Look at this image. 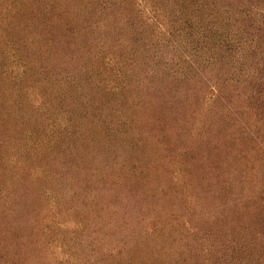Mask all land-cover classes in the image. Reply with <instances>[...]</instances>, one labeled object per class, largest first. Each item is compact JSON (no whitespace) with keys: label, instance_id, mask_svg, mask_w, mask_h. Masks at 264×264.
<instances>
[{"label":"trees","instance_id":"trees-1","mask_svg":"<svg viewBox=\"0 0 264 264\" xmlns=\"http://www.w3.org/2000/svg\"><path fill=\"white\" fill-rule=\"evenodd\" d=\"M1 1L0 78L7 76L2 79L7 80V85L20 89L35 79V72L22 80L8 72V68L15 69L14 62L25 57L31 58V69H36L32 60L36 55L22 46L24 40L31 42L29 38L43 37L46 44L52 42L49 53L57 54L54 62H64L63 69L77 60V67L85 65L91 70V76L71 85L76 91L75 99L84 102L74 115L76 105L67 111L69 123L52 143L56 145L53 148L64 147L66 153L80 150L86 172L82 178L72 179L73 191L69 192V184L64 185L69 196L60 200L61 208L67 206L77 213L74 218H84L89 203L81 201L85 192L98 190L108 181L107 195H112L115 189L111 186L116 187L118 180L135 183L127 198L139 203L137 212L135 203L133 213L128 212L134 221L132 229L124 233L118 226L111 232L108 240L119 249L105 255L103 264H264V0H147L153 16L146 14L144 19L139 0H26L24 10L18 9L22 0ZM22 10L24 16L20 18ZM6 24L20 30L11 31ZM163 26L169 28L171 38L160 53L170 57V64L189 56L198 59L197 69L192 68L195 72L189 74L191 84L184 87V92L176 89L171 92L173 97L163 95L161 101L154 97L138 104L142 121L136 118L132 123V135L126 136L129 148L124 151L127 162L116 171L105 160L109 158L105 154L108 148L96 147L101 135L93 128L89 133L92 114L86 105L97 96L95 91L102 89L99 83L106 93L122 89L120 101L125 104L126 95L122 94L137 91L145 80L144 71L139 82L129 73H134L137 65V71L150 68L160 54L148 52L147 46L157 38L147 27L161 31ZM113 28L115 37L105 38ZM87 35L93 36L92 43L84 48L86 43L81 45V41ZM108 43L111 51L98 46ZM40 48L46 51L43 43ZM70 48L81 51L80 56L74 58ZM108 51L120 56L111 59ZM98 73L110 81L94 79ZM116 78L119 85L114 82ZM145 83L141 92L155 88ZM100 101H104L103 97ZM0 144L3 147L4 141ZM86 147L90 151L84 153ZM203 155L216 157L215 169L206 166ZM145 159L147 171L132 173ZM102 172L113 177L103 180ZM23 176L24 170L18 173V179L29 196L36 193L35 187L44 189L35 179L26 185ZM146 178L150 181L146 182ZM15 187L19 189L16 183ZM19 193H10L16 195L10 198L12 203L22 199V206L27 207L33 202ZM148 194L152 197L148 198ZM142 195L147 199L136 198ZM99 196L100 202L104 201L105 193ZM100 202H95L93 212L101 208L97 204ZM32 209L42 210L40 204ZM146 211L156 212L152 222H143L141 215ZM5 212L0 206V244L9 248L6 252L0 250V264H45L38 260L40 251L35 241L26 242L24 238L34 233L27 226L18 230L17 242L10 240L9 245H4L7 235L14 233L4 223L7 220L3 221ZM37 218L38 215L33 218V224ZM139 225L144 228L143 236H135ZM102 235L90 237L92 244L96 245V238Z\"/></svg>","mask_w":264,"mask_h":264},{"label":"rangeland","instance_id":"rangeland-1","mask_svg":"<svg viewBox=\"0 0 264 264\" xmlns=\"http://www.w3.org/2000/svg\"><path fill=\"white\" fill-rule=\"evenodd\" d=\"M146 2L147 0H139V5L144 7L143 14L140 15L143 19L146 18V14L150 17L153 16V8H151V5ZM0 3H2L1 0ZM98 3L100 4V1H98ZM21 4L22 5H20L18 9L24 10L25 6L28 5V2L22 0ZM8 8L10 7L8 6ZM23 10L18 15L20 18H22V15L24 16ZM36 14L38 16V13ZM32 15L34 16V14ZM3 17L5 16L3 15ZM0 21L3 22L2 19ZM12 24H10V26L6 24L5 26L11 31L14 29L15 31L20 30L17 27L13 28ZM147 28L150 31H153L151 33L155 34L157 38L156 41L153 40L152 43L147 46L149 47L148 52L156 56L157 53L159 54L160 51H163L160 49L163 48L164 45L170 44L168 43V40L171 36L168 35L169 30H167L169 28L166 26L160 27L161 31L156 27ZM114 29L115 28H113L111 33L106 34L105 38H108L109 36L114 38ZM92 37V35H87L83 40L81 39V45L84 42L86 43L84 48L86 46H91ZM29 39L31 42L24 40L22 46L31 50L33 52L32 55H36V57H32V60H35L33 66H35L36 69H31L32 65L28 60L30 57H25L26 59L23 61L18 60L17 62H14V64H16L15 69L8 68V72L9 74H13V76H17L20 80L28 79L31 73L35 72L36 75L35 79L32 80L33 82H26V85L18 89L19 87L12 88L7 85V80H2L7 76L0 78V143L4 141L3 147L0 146V199H3V201H0V206L4 207L6 210V215L4 216L3 221L4 219L7 221L4 223H7L10 226L11 231H14L12 236L7 235L8 237L5 238L6 241H4V245L7 243V245H9L8 241L10 240L17 242L18 230L21 226L23 228L27 226L28 230H33L34 233L31 237L24 238L26 239V242L31 240L35 241V244L40 251V256L38 257L40 262H44L45 264H103V262H105V255L109 252H114L113 250H117L118 248L114 243L111 244L108 240L110 239L111 232H113V230L115 231L116 228H119L118 226L121 227L119 230L124 233L132 229L131 225L134 221H132L133 218L131 219L132 216L128 215V212L130 210L133 213L132 205L135 206L136 203L135 200L129 201L127 198H130L129 194L135 183L129 182L124 184L123 179L118 180L119 183L116 187L111 186V188L115 189L112 195H107L110 190L105 186L111 183L108 181H105V184H101V187L98 190L96 189L85 192L81 201L83 202V200H87L89 203L84 209V218H74V215L77 213L67 206L66 209L65 207L61 208L60 200L62 198L68 199L69 196L65 191L66 189L64 185L69 184V192H71V190L73 191L71 187H74L75 185L72 183V179L77 177L82 178L86 175V172L82 169L84 161L82 162L79 158L80 150L66 153V150L63 149L64 147H62L61 150L60 147L53 148L56 145H53L52 143H55L57 137H61L60 135L64 133H61V129L69 123V115L67 114V111L71 110L73 105H76L77 108L71 114L74 115L76 111H78V108L81 109V104L84 102L75 99L76 91L71 88V85L79 78L86 79L88 75L91 76V70L87 69L85 65L82 66V69L80 66L77 67V60L73 61L75 65H72L71 67L67 65L68 69H63L61 64L64 62L61 60L59 62H54L57 54L49 53L52 42L46 44L45 40H42L43 37ZM104 41L107 40L104 39ZM41 43L45 45V52H42L43 50L40 48ZM98 46L104 47V49L106 47L111 51L109 43L108 45ZM69 51L70 53L73 52L72 54L74 55L72 56H74V58L75 56L78 58L81 53V51L80 53L78 51H73L72 48H70ZM110 51H108V53H111ZM77 52L79 54H77ZM114 52L115 54L111 53L112 55H110L111 59L120 56V53H116V51ZM156 58L157 59L150 64V68L148 69H143V67H141V71H137L136 69L139 68V65H137V67L133 65L135 67L133 68L136 70L134 71L133 69L135 74H130V70L128 71L129 76H135L138 82L141 81V75H144L145 72V80L142 83H139L140 85L137 91L131 90L132 93L128 92V94H122L126 95L125 101H123L125 104H122L120 101L122 98L120 94L123 92L122 89L119 88L115 89L113 93H106L105 91H102L104 88L102 84L99 83V87H102V89L95 91V95L97 96H95V99L93 98V101L86 105L87 108L91 110L92 114L89 123V133H91L93 128L97 135H101V138L97 139L98 144L96 147H104L105 145V150L108 148L105 154H109V158L105 159L103 155L100 157L109 161V163L115 167V170L120 167L122 163L127 162L125 152H127L129 148V140H126V136L132 135L130 129L132 128V123L135 122L136 118L137 121L138 118L142 121L140 117L141 115L138 112V104L140 102L149 101L154 97H157L161 101L163 95L164 98L165 96H169V98L173 97L174 95L171 92L176 89H182L181 92H184V87L191 84L188 79L189 74H194L195 72L192 68L194 70L197 69L196 62H198V59H194L191 56L187 59L184 57L182 60L174 59L173 61L176 62L175 64H170V57L166 56V54L162 55L160 53ZM237 62L239 63L238 60ZM22 65L23 67H21ZM73 69H76L77 71H73ZM27 71L28 74H26ZM42 74H45L46 76L44 77ZM100 74L101 73H98L94 79L100 80L103 78ZM118 78L120 79L121 77ZM103 79L106 81L108 80L107 82L110 81L107 77ZM114 82L119 85V80L117 78L114 79ZM145 82H150L152 87L155 86V88H153V90L149 89L150 91L145 89V92H141L144 90L143 88H145ZM102 97L104 100L103 102L100 101ZM128 97L130 99H128ZM156 109L157 108L155 107L151 109V111ZM146 114L148 113L145 112V116L147 117ZM142 118L144 117L142 116ZM172 119H174V117ZM11 127H19V129L11 130ZM59 130L60 132H58ZM89 133H87V136ZM121 138L124 139L122 142ZM86 140V142L89 141L88 137ZM13 146L16 149H13ZM86 150L87 151L84 153L90 151L87 147ZM13 156H16V158L19 157V159L16 160ZM208 157L204 156L206 166L215 169L213 163L216 161V157ZM131 165L133 166L134 164L131 163ZM143 169L146 171L148 169L146 159L144 163H141V167L136 166L132 173L139 175L140 171ZM23 170L25 171L26 176H23L25 179L22 178V182L25 184L27 183L26 185H28L30 184L29 181L31 182L35 179L38 181V186H41V183L44 185V189L35 187L37 188L36 193L32 194V196L25 193L24 189H21L20 181L18 179V173ZM101 176L103 180H110V178L113 177V174L110 175V173L107 174L102 172ZM49 178L51 180H49ZM145 180L146 182L147 180L150 181L149 178H146ZM48 182H51V184ZM15 183L19 189L16 187L13 188ZM15 192H20L19 195L25 199L28 197V200L26 201L29 203H31V201L33 202L30 205L27 204V207L22 206V199L12 203V199L10 198L16 195H11L10 193ZM148 192H151V190L149 189ZM103 193H105V199L100 202L101 196H99V194L102 195ZM148 195V198L152 197L150 194ZM16 198L20 197L17 196ZM136 198L140 201H142L143 198L147 199L146 195ZM40 200L44 201L43 203H45V205L41 202L39 203ZM97 201L100 202L97 204L101 205V208L95 209V212H93V208H95L96 204L95 202ZM64 203H66V201ZM35 204H40L42 210L34 209L33 211L32 206ZM137 204L134 207V212L139 210ZM30 209L32 211H30ZM33 213L34 217L32 215ZM144 214L146 215L140 214L143 216V222L145 220V222L149 223L153 221L156 212L146 211ZM36 215H38L37 223L35 222V224H33V218H35ZM86 223L88 224L87 227L85 226ZM142 232H144V228L142 229L139 225L138 230L135 232V236H141ZM101 234L104 235H102L103 237L99 236L96 238L97 244H92V239ZM92 236L93 238L90 239ZM114 238L115 237H113V239ZM0 250L6 252L9 248H4V246L0 244Z\"/></svg>","mask_w":264,"mask_h":264}]
</instances>
